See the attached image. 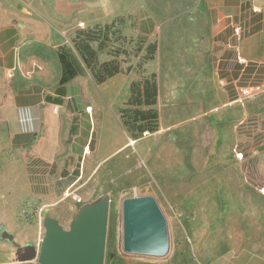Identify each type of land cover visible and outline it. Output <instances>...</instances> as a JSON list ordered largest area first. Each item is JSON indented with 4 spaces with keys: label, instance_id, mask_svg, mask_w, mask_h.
I'll return each mask as SVG.
<instances>
[{
    "label": "rangeland",
    "instance_id": "374dc122",
    "mask_svg": "<svg viewBox=\"0 0 264 264\" xmlns=\"http://www.w3.org/2000/svg\"><path fill=\"white\" fill-rule=\"evenodd\" d=\"M170 2V7L156 9L161 21L142 24L141 34H137L135 20L129 23L120 17L94 23L110 11L104 8L106 14L97 16L84 0L79 9L67 0H0V161L6 164H0V226L13 235V240H0V264H43L40 251L49 223L54 221L70 231L93 205L101 207L100 218L105 224L104 264H129L131 256L146 257L123 249V201L145 194L157 198L168 220L170 251L159 259L211 264L218 255L247 244L251 234L264 241V81L261 76L254 81L240 78L234 87L223 80L226 75L211 32V13L204 10L208 15L204 35L192 30L188 38L191 23L163 20L180 19L185 14L181 10L193 14L195 5ZM132 5L131 15L135 16L134 2ZM77 13L78 18L73 15ZM73 18L74 23L80 20L79 27L68 34ZM61 55L81 79L100 83V76H105L104 80L116 81L109 87L100 85L98 90L102 107L114 111L118 124L123 125L125 145L111 161L112 166L98 169L95 194H100L101 200H81L75 215L61 207L56 220L49 214L50 208L41 217L31 218L26 212L40 207L28 190L25 174L29 169H22L19 191L12 183L8 161L11 136L16 117L27 129L33 120L34 98L46 96L58 83L63 71ZM104 63L118 65L119 72L109 76L101 70ZM174 66L181 76L177 82L170 75ZM144 83H157L154 105L145 103L153 97L146 93ZM250 87L259 92L243 94ZM226 90L241 92V102H235L232 95L224 96ZM249 102H254L252 108L231 117L234 105L242 108L245 103L248 107ZM150 109L157 112L156 121L143 119L152 116ZM169 110L176 113V121L169 120ZM242 120L243 131L239 126ZM213 123L221 124V129ZM143 125L155 130L142 132ZM196 130L208 133L197 136L192 132ZM172 132L176 135H170ZM180 176L185 180L178 179ZM17 203L20 214L15 213ZM35 218L41 226L33 222ZM23 237L30 242L22 247L17 239ZM33 251L34 258H22Z\"/></svg>",
    "mask_w": 264,
    "mask_h": 264
},
{
    "label": "crops",
    "instance_id": "0c3cea01",
    "mask_svg": "<svg viewBox=\"0 0 264 264\" xmlns=\"http://www.w3.org/2000/svg\"><path fill=\"white\" fill-rule=\"evenodd\" d=\"M126 1L128 0H84V3L92 8L97 16L101 12L106 14L102 9H109L108 15L100 16L93 21L94 23H109L120 17L129 23L135 20L137 34H141L142 24L158 23L160 19L156 15L157 8L163 9L171 5L170 0H129L131 3L128 5L125 4ZM67 2L68 5L79 9L82 0ZM133 2L135 16L131 15ZM178 2L184 7L195 5V11L192 14L185 12L187 10H181L185 14L180 19L175 17L163 21L175 23L179 20L191 23L187 26L188 38L192 30L200 37L204 35V20L208 16L204 10L211 13L214 20L211 32L216 37L219 64L226 75L223 80H228L234 87L240 78L248 77L247 80L254 81L256 77L261 76L260 79L264 81V0H178ZM129 8L131 10H127ZM127 11L129 15L125 13ZM67 15L68 20L69 14ZM73 15L79 17V13ZM62 16H65V13L62 12ZM79 22L80 20L74 23L73 18V24L71 23L73 26L68 28L66 33H74L79 27ZM39 35L41 33H37V36ZM240 59L245 62L242 63ZM173 68L170 75L173 82H177L181 76L179 70H176L175 66ZM115 83L116 81L111 79L100 83L92 79H81L80 74L66 83H61L60 77L53 89L47 91L46 96L34 98L32 103L35 106H32L31 110L34 121L31 119L27 129L21 127L20 118L16 117L18 121L14 124L15 131L11 136L13 146L8 159L12 165V183L19 191V182L24 176L22 169H29L25 174L28 190L36 203L38 202L37 208L40 207L35 211L29 209L26 215L39 218L50 208L48 212L56 220L59 215L58 209L61 207H68L72 210L70 214L75 215L80 208L81 200L89 203L101 200L100 194H95L99 188L98 169L112 166L111 161L122 152L125 145V137L120 127L122 124H118V115L114 111H105L98 90L100 85L109 87ZM123 85L127 87V84ZM237 92L226 90L224 96L232 95L231 97L236 99L235 102H241V92H238L239 96ZM254 92H259V89L255 87L247 89V94L253 95ZM175 100L180 101V98ZM253 103L249 102L248 107L242 103V108L241 105H234L231 117L235 119L243 109L247 112ZM169 112V120L176 121L178 119L176 113L172 110ZM244 124L243 120L239 123L242 131L246 127ZM212 126L221 129V124L213 123ZM192 132L197 136L208 133L206 130ZM170 135L176 133L172 132ZM0 164L6 166L3 161H0ZM178 179L185 180L181 176ZM100 210V206L93 205L91 212ZM20 212L17 203L15 213ZM2 222L9 230L11 229L7 220ZM33 222L41 226L37 218ZM0 230H3L1 226ZM259 233L257 231L256 235ZM258 236L254 239L255 236L251 234L247 244L218 255L211 264H264V241H260ZM26 239L30 238H18L17 242L23 247L30 242ZM128 259L129 264H175L171 257L159 259L149 255L131 256Z\"/></svg>",
    "mask_w": 264,
    "mask_h": 264
},
{
    "label": "water",
    "instance_id": "95a60500",
    "mask_svg": "<svg viewBox=\"0 0 264 264\" xmlns=\"http://www.w3.org/2000/svg\"><path fill=\"white\" fill-rule=\"evenodd\" d=\"M100 212L82 214L70 231L63 230L54 221L49 223L48 237L40 251L43 264H104L106 235ZM3 239L13 240V235L0 230V240ZM169 248L168 220L157 198L145 194L124 199V251L164 257ZM35 256L33 251L22 258L32 259Z\"/></svg>",
    "mask_w": 264,
    "mask_h": 264
},
{
    "label": "trees",
    "instance_id": "16d2710c",
    "mask_svg": "<svg viewBox=\"0 0 264 264\" xmlns=\"http://www.w3.org/2000/svg\"><path fill=\"white\" fill-rule=\"evenodd\" d=\"M60 60L63 66V71H62V76H61V83H66L68 81H70L71 79H73L76 75H77V71L74 69L72 63L63 55L60 56ZM103 68L101 70H104L106 72L109 73V76L114 75L115 73L119 72V68L118 65H110L107 63L103 64ZM105 76H100V82L104 81ZM144 88H146V93L148 94L149 97H153V100L150 101L147 99V101H145V103L147 105H154L156 103V99H157V90H158V86L157 83H144ZM143 103V100L140 98V104ZM149 114H151L152 116L150 117H143V119H150L149 121H156L158 119V114L156 111H154V109H150ZM142 132L146 131V130H155L153 127L149 126V125H143L142 126Z\"/></svg>",
    "mask_w": 264,
    "mask_h": 264
},
{
    "label": "built area",
    "instance_id": "2783aa9c",
    "mask_svg": "<svg viewBox=\"0 0 264 264\" xmlns=\"http://www.w3.org/2000/svg\"><path fill=\"white\" fill-rule=\"evenodd\" d=\"M237 32H239V30H238ZM240 60H241V59H240ZM241 62L244 63L245 61H244V60H241ZM243 94L247 95V90H245ZM240 155H241V154H240ZM240 157H241V156H240Z\"/></svg>",
    "mask_w": 264,
    "mask_h": 264
}]
</instances>
